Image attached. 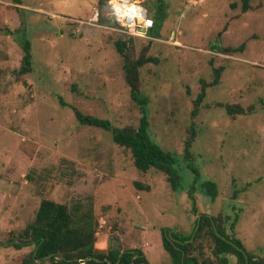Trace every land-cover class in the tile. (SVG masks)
<instances>
[{"label": "rangeland", "instance_id": "rangeland-1", "mask_svg": "<svg viewBox=\"0 0 264 264\" xmlns=\"http://www.w3.org/2000/svg\"><path fill=\"white\" fill-rule=\"evenodd\" d=\"M136 1L149 25L142 36L112 17L95 21L107 13L99 0H0V264L30 257L32 245L12 242L42 200L91 209L94 248L138 249L148 264H171L162 234L188 237L202 214L235 221L226 232L264 258V0H249L245 12L241 0ZM117 41L131 60L153 59L139 69L146 106L130 96ZM25 45L31 66L21 74ZM216 68L220 78L192 120ZM222 105L243 114L229 116ZM72 108L111 128H136L146 117L149 139L175 155L178 189L157 170H136L110 131L80 124ZM209 182L215 198L205 194Z\"/></svg>", "mask_w": 264, "mask_h": 264}, {"label": "trees", "instance_id": "trees-1", "mask_svg": "<svg viewBox=\"0 0 264 264\" xmlns=\"http://www.w3.org/2000/svg\"><path fill=\"white\" fill-rule=\"evenodd\" d=\"M108 1L99 0L98 2L102 10L103 8L107 10L104 15L102 11H98V20L101 24L112 20L107 5ZM12 2L15 5H21L20 0H12ZM241 3L242 11L245 12L250 8L249 0H241ZM28 47V45L24 46L25 54L19 70L21 74L30 71L31 62ZM115 48L124 60L123 69L131 98L138 105L146 106L147 100L141 96L138 88L139 69L143 65L153 62V59L140 57L131 60L127 55V43L123 41H117ZM213 72V81L202 86L201 92L194 102V108L191 112L192 120L197 115L199 105L205 95L206 86L211 87L217 84L222 68H216ZM221 107L229 116L243 114L241 107L231 105H222ZM72 110L80 124L110 131L112 141L130 151L136 170L141 173H146L152 169L157 170L165 174L166 180L173 191L178 189L179 176L173 168L175 155L172 151L159 147L149 139L146 117L140 118L139 125L136 128L132 126L111 128L110 122L107 120L83 115L75 108H72ZM194 135V123H192L190 138L184 146L186 158L191 157L190 148ZM134 185L136 188L142 189L139 183L136 182ZM145 188L148 189V187ZM204 190L205 194L212 198L217 195L215 183H206ZM189 194L192 199L194 191L190 190ZM192 203L193 211L197 213L194 201ZM228 222L229 218L227 216L221 221L220 218L202 214L198 222H195L194 231L188 237H179L178 235L168 234V232L163 233L162 246L169 253L171 264H229V256H234L237 264H264V258H256L247 253L240 240L231 237L226 232L228 225L229 232H232L236 223L235 221ZM97 226L98 222L91 209L79 210L76 208L70 211L65 205L50 200H42L34 220L20 233V239L12 242V246L17 249L25 245L33 246L30 257L23 264H34L35 260L44 259L49 260L52 264H81V260L84 261V264H148L142 251L138 249L122 250L112 245L108 247L105 254H95L94 242ZM208 249L210 254L205 256L204 252ZM195 252L199 255H195ZM90 258H96L98 261Z\"/></svg>", "mask_w": 264, "mask_h": 264}, {"label": "built area", "instance_id": "built-area-1", "mask_svg": "<svg viewBox=\"0 0 264 264\" xmlns=\"http://www.w3.org/2000/svg\"><path fill=\"white\" fill-rule=\"evenodd\" d=\"M123 0H109L107 2L108 9L110 11V14L114 21L123 29H126V33L129 35H134V36H142L143 33L138 31V28L144 27L146 32L148 28V23H147V18H146V12L143 10L139 5L137 4V1L135 0H130L126 3L128 6H133L138 8L139 10L142 11V18H139L136 14L132 12L131 17L128 15L124 16L123 15V10L120 7L121 4H123ZM98 17V12L95 14V21L96 18ZM145 32V33H146ZM144 33V34H145Z\"/></svg>", "mask_w": 264, "mask_h": 264}, {"label": "bare ground", "instance_id": "bare-ground-1", "mask_svg": "<svg viewBox=\"0 0 264 264\" xmlns=\"http://www.w3.org/2000/svg\"><path fill=\"white\" fill-rule=\"evenodd\" d=\"M124 1V3L123 4H121V8H122V10H123V15L124 16H126V15H128L129 17H131V14H132V12L134 13V14H136L139 18H142V11L141 10H139L138 8H136V7H133V6H128V5H126V3L128 2V1H130V0H123Z\"/></svg>", "mask_w": 264, "mask_h": 264}, {"label": "water", "instance_id": "water-1", "mask_svg": "<svg viewBox=\"0 0 264 264\" xmlns=\"http://www.w3.org/2000/svg\"><path fill=\"white\" fill-rule=\"evenodd\" d=\"M138 31H140L141 33H145L146 30L144 27H140L138 28ZM106 252V249H103V250H100V249H97V248H94V253L95 254H104ZM91 260H94V261H98L96 258H90ZM247 259V258H246ZM86 260V259H85Z\"/></svg>", "mask_w": 264, "mask_h": 264}]
</instances>
